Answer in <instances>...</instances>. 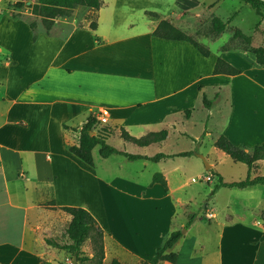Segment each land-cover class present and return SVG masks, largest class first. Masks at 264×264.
<instances>
[{"label": "crops", "instance_id": "obj_1", "mask_svg": "<svg viewBox=\"0 0 264 264\" xmlns=\"http://www.w3.org/2000/svg\"><path fill=\"white\" fill-rule=\"evenodd\" d=\"M198 2H170L186 15L182 22H174L175 27L187 28ZM125 4L128 9L108 7L103 1L95 12L94 31L89 24L79 27L72 23L60 34L51 31L53 25L47 34L42 23L36 24L35 40L25 20L0 18V264L68 260V254L37 238L38 203L46 198L58 210L81 207L93 216L104 232L105 263L149 261L173 231L183 229L189 199L176 194L194 180L179 181L171 188V171L159 166L173 158L157 163L130 162L139 164L136 170L130 169L122 156L101 158L99 146L92 150V167L69 152L91 113L104 117L107 122L103 126L112 129L108 144L117 137L116 149L152 157L191 152H165L163 148L173 134L187 138L180 127L201 112L202 132L195 142L199 144L195 154L198 158L202 155L212 170L204 168L212 177L208 186L217 184L216 174H221L209 161L211 154L201 146L212 121L218 118L213 147L225 136L236 147L256 150L250 164H244L247 175L251 179L264 176V65L257 64L252 51L221 50L224 43L212 61L210 55L201 56L185 41L153 37L163 20L155 5L146 0H127ZM217 5L222 8V0ZM135 11L138 23L125 18ZM148 13L158 18H150ZM118 16H124L123 21ZM191 38L199 44V40L205 41ZM218 58L239 74L213 75ZM207 88H211L212 97ZM203 94L212 101L209 109L203 106ZM120 128L136 139L162 130L167 131V137L141 147L123 140ZM151 148L155 154L147 153ZM211 152L227 156L215 147ZM149 169L145 180L144 171ZM124 171L129 172L127 176ZM155 174L162 175L166 188L153 183ZM108 192L121 197H106ZM222 193L219 219L209 208L213 225L194 221L172 250L177 255L175 264H264V185L220 188L212 196V204ZM177 218L182 219L177 222ZM196 227L203 238L200 232L195 233ZM209 231L213 238L208 237Z\"/></svg>", "mask_w": 264, "mask_h": 264}, {"label": "rangeland", "instance_id": "obj_2", "mask_svg": "<svg viewBox=\"0 0 264 264\" xmlns=\"http://www.w3.org/2000/svg\"><path fill=\"white\" fill-rule=\"evenodd\" d=\"M18 0H0V18L6 16L10 19H14L18 16V19L25 21H35L36 24H40L41 18H36L31 14V7L36 0H27L24 2V6L18 10L14 8L15 3ZM105 5L112 8L128 9L125 3L127 0H103ZM148 3H153L157 12L162 14L163 20L168 22L171 26L176 29L182 30L183 32L191 35V37L199 40V42L211 52L210 60H214L215 57L220 55L218 50L221 47V50H244L252 51L257 47H264V20L260 19L255 12L249 7V5L240 2L239 0H222V10L221 7H218L220 0H198L199 6H196L195 14L189 15L187 28L180 29L175 27L174 22H182L186 19V15L183 16L184 12H177L175 6H170V2L173 0H146ZM263 7L261 8L263 17H264V0H261ZM170 6V7H169ZM126 7V8H125ZM206 7L213 8L212 11L206 10ZM227 11V12H226ZM149 16V13L147 14ZM150 17V16H149ZM95 18V12L88 10L86 8H76L70 11L65 18H59L54 21V27H52V32L56 34L63 33L66 29L72 27V23L78 25L79 27L87 26ZM126 19H130L133 23H138L137 12H128L125 14ZM152 18V17H150ZM158 18V16L156 17ZM213 18H218L225 23V30L217 35L212 29V20ZM118 19L123 21L124 16H118ZM17 20V19H16ZM162 21V20H160ZM177 26V25H176ZM241 31L245 36L251 38V43L247 45L242 39L235 38L234 32ZM219 38H222L218 40ZM198 40V39H197ZM246 69L249 66L244 65ZM1 69V66H0ZM2 70H0V73ZM1 75V74H0ZM207 93L209 97L213 96L211 88H207ZM202 113H195L194 118L188 124L180 127L181 131L187 133V138H177L176 134L171 135L168 143L165 145L163 150L168 151H191L196 152L198 147H196L198 137L202 132L201 126ZM218 118L214 119L209 127V135L206 136L202 142V148L205 153H210L209 161H212L216 164V168L221 174L224 181H242L247 177V167L244 164L235 163L227 156H222L217 153L211 152L213 144H211V139L214 138L215 134L219 131V122ZM104 124L99 123L98 127H103ZM196 140V141H194ZM117 137H112L110 139V145L113 147L118 146ZM127 149H130L128 147ZM155 148L149 149L148 154H155ZM194 154L190 157H176L170 161H166L159 166V169L162 171L170 172L169 180L171 181V188L174 189V186L177 182L180 181L181 184L186 183L188 180L193 179L194 181L191 184H185L177 196L182 200L189 199V202L186 204L185 216L189 213H198L197 219L200 220L199 224H208L213 225L211 220L214 216H210L212 211H209V208L218 213V219L221 215L222 208V198L224 193L219 195L216 199V202L212 204L211 199L207 200L214 184L211 183L210 186L207 183L212 179L210 174H207L204 170L205 166L202 159L198 158ZM127 162V161H126ZM130 169H139L140 166L137 163H130ZM177 167V171L172 169ZM151 169L148 172L144 171L143 179L147 180L148 175ZM128 171H124L123 174L127 176ZM209 176V180H207ZM217 182V180H216ZM215 182V183H216ZM29 186V185H28ZM211 188V189H210ZM37 197V196H36ZM106 197H113L114 199L120 198L121 196H115L113 193H106ZM46 198L44 201L39 202L38 206L40 207L39 212L37 210L36 220L39 228L37 230V238L41 239H52L58 243L66 242L65 230L68 225V217L63 211H60L53 207L52 200ZM206 203V209H204V204ZM264 214V213H263ZM112 215V214H111ZM182 219V218H180ZM177 218V222L181 220ZM186 221V220H185ZM184 223V221H183ZM200 225V226H201ZM203 227V226H201ZM181 233L183 229L181 228ZM200 232V227H196L195 233ZM184 232L183 234H185ZM201 238H203L202 231L199 233ZM214 233L209 231V238H213ZM62 251V250H60ZM174 251V250H173ZM65 252V251H63ZM82 255L81 257L91 258L92 257V244L90 240H86L81 248ZM66 253V252H65ZM68 254V253H66ZM104 262V260H103ZM105 263V262H104ZM40 264H74L73 257L68 254V260L61 262L56 258H53L50 261L43 259ZM76 264H90L88 261H76ZM141 264V263H140Z\"/></svg>", "mask_w": 264, "mask_h": 264}, {"label": "trees", "instance_id": "obj_3", "mask_svg": "<svg viewBox=\"0 0 264 264\" xmlns=\"http://www.w3.org/2000/svg\"><path fill=\"white\" fill-rule=\"evenodd\" d=\"M27 0H18L15 3L14 8L20 10L24 6V2ZM240 2L249 5V7L255 12V14L264 20L261 8L263 7L261 0H239ZM103 4V0H36L31 7V14L36 18H41V23L43 24L47 34L50 33L51 27L54 25V21L59 18L67 17V14L76 8H86L91 11H98ZM149 16L156 18L157 15L154 13H149ZM18 19V16L13 20ZM96 18L89 23V29L96 30ZM29 28L33 32V40L36 39V22L26 21ZM212 29L219 35L225 30V23L218 18H213ZM152 36L165 40H175V41H185L192 45L203 57H208L210 51L208 48L199 44L197 41L187 36L185 33L179 29L174 28L168 22L162 20L157 25L156 29L152 32ZM235 38L242 39L247 45L251 43V38L245 36L241 31L237 30L234 32ZM255 55L256 62L259 65H264V48L257 47L252 50ZM213 75L224 74L228 76H234L239 74V71L233 68L230 64L226 63L224 60L218 58L214 64ZM202 103L206 109L211 107L212 101L208 100L207 97L202 95ZM185 115H189V111L185 112ZM99 121L95 114H89L86 122L82 125L78 143L76 145L69 146V152L81 160L86 165L93 166L92 150L94 147L99 146V156L106 159L110 156L118 155L124 157L129 162H135L138 160L148 161L151 163H157L165 159H171L174 157H190L196 152H187L177 155H165L163 153H157L152 157L141 156L136 154H131L128 152L120 151L115 147L107 143V139L112 134V129L106 126L98 127ZM65 130H69L68 126H64ZM75 131V129H73ZM94 134L91 135L90 133ZM120 137L127 141L134 143L138 146L145 147L152 143L161 142L166 139L167 131L162 130L157 133H149L147 136L140 139L131 137L123 128H120ZM199 144L196 145L198 147ZM214 147L225 155H227L233 162L250 164V162L255 157L257 153L256 150L251 152L245 151L243 148L234 146L225 136H220L214 143ZM264 149V144L262 146ZM209 172H212L210 169ZM218 177V183L214 185L207 200H210L214 193L220 188H238L243 189L247 187H252L256 185H264V176H258L253 179L250 178L249 174L247 177L238 182L224 183L222 178L216 174ZM153 183H159L164 188H166V182L162 175L155 174L152 179ZM206 203L204 204V209H206ZM59 210L63 211L65 214L70 216V221L68 222L67 228L65 230L66 242L61 244L52 239H44L46 245L65 251L76 261H88L90 264H122L117 260H112L109 263H104V245L103 238L104 232L99 227L93 216L84 208L81 207H60ZM264 213V212H263ZM198 213H189L186 216V223L183 229L188 230L194 221L197 219ZM264 219V218H263ZM183 237L180 230L173 231L163 243L156 248L153 256L149 261L141 262V264H158L161 261L175 264L177 262V255L172 252L175 245ZM86 240H90L92 244V257L85 258L81 257V248ZM261 240L264 241V231L261 236Z\"/></svg>", "mask_w": 264, "mask_h": 264}, {"label": "water", "instance_id": "obj_4", "mask_svg": "<svg viewBox=\"0 0 264 264\" xmlns=\"http://www.w3.org/2000/svg\"><path fill=\"white\" fill-rule=\"evenodd\" d=\"M80 130H81V129H78V133H80ZM90 134L93 135L94 133L91 132ZM199 157L202 159V161H203V163H204V166H205V169H209L210 166H209V164L206 162V160L204 159V157H203L202 155H199ZM184 232H186V229H183L182 234H183ZM73 261H74V264H76V258H75V257L73 258Z\"/></svg>", "mask_w": 264, "mask_h": 264}, {"label": "built area", "instance_id": "obj_5", "mask_svg": "<svg viewBox=\"0 0 264 264\" xmlns=\"http://www.w3.org/2000/svg\"><path fill=\"white\" fill-rule=\"evenodd\" d=\"M96 116H97V120H98L100 123L105 124V123L107 122V120H106L104 117H102V116H100V115H96ZM207 180H209V176H208ZM210 216H212V215L210 214Z\"/></svg>", "mask_w": 264, "mask_h": 264}]
</instances>
